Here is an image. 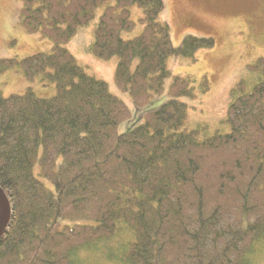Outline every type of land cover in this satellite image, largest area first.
I'll return each mask as SVG.
<instances>
[{"label":"trees","instance_id":"16d2710c","mask_svg":"<svg viewBox=\"0 0 264 264\" xmlns=\"http://www.w3.org/2000/svg\"><path fill=\"white\" fill-rule=\"evenodd\" d=\"M20 26L54 46L23 60L0 59V75L20 70L53 82L43 98L0 89V189L11 220L0 264H256L264 253V58L259 78L231 90L225 123L187 130L194 82L175 76L171 57L195 59L213 38L187 36L176 48L160 16L163 0H22ZM143 11V31L123 34ZM103 8L88 52L118 58L115 80L136 108L168 100L118 133L128 105L88 74L63 46ZM204 78L199 91L207 93ZM38 166V169L36 168ZM37 169V171H36Z\"/></svg>","mask_w":264,"mask_h":264},{"label":"rangeland","instance_id":"374dc122","mask_svg":"<svg viewBox=\"0 0 264 264\" xmlns=\"http://www.w3.org/2000/svg\"><path fill=\"white\" fill-rule=\"evenodd\" d=\"M163 1L165 10L160 18L170 25L176 48L190 35L209 37L216 41L215 47L199 50L194 60L171 57L168 61V68L172 73L190 78L198 93L195 100L181 99L189 106L186 129L208 126L212 133H229L230 128L225 121L231 90L241 80L252 86L259 78L249 67L258 59L264 58V0ZM22 6V0H0V59L23 60L35 54L50 52L54 46L51 40L39 34H29L20 26ZM102 11L103 8H99L90 25L79 29L76 36L63 46L74 55L88 74L105 81L110 92L128 105L132 116L118 126V133L124 134L143 122L142 115L157 110L168 100L167 91L171 79L166 81L164 93L146 106L136 108L129 93L116 83L118 58L101 59L88 52ZM131 11L136 26L123 34L125 39L137 37L144 29L139 21L143 11L138 7H132ZM204 78L208 79L210 89L207 93L200 94L199 88ZM28 88H32L43 98L56 94L55 83H42L40 78L29 80L20 70L10 69L0 75V89L6 98L22 95ZM256 264H264V253L258 257Z\"/></svg>","mask_w":264,"mask_h":264},{"label":"water","instance_id":"95a60500","mask_svg":"<svg viewBox=\"0 0 264 264\" xmlns=\"http://www.w3.org/2000/svg\"><path fill=\"white\" fill-rule=\"evenodd\" d=\"M10 220L11 210L9 201L4 192L0 189V239L9 228Z\"/></svg>","mask_w":264,"mask_h":264}]
</instances>
